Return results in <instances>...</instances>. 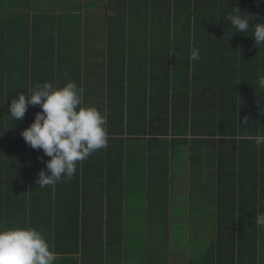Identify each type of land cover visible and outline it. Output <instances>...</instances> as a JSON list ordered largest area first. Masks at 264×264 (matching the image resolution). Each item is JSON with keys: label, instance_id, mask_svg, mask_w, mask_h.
<instances>
[{"label": "trees", "instance_id": "obj_1", "mask_svg": "<svg viewBox=\"0 0 264 264\" xmlns=\"http://www.w3.org/2000/svg\"><path fill=\"white\" fill-rule=\"evenodd\" d=\"M234 7L262 22L264 0L103 2L109 64L93 80L83 106L105 115L108 143L78 163L76 180L82 174V183L75 185H37L39 172L46 171L40 157L50 158L20 133L41 109L29 106L23 119L13 121L9 108L17 93L37 83L59 88L72 78L79 86L90 75L60 76L45 64L43 75L30 71L9 86L1 53L0 226L37 228L57 253L56 264H117L125 244L126 152L136 147L133 139L145 138L148 149L158 150L159 179L167 183L177 178L173 160L181 152L189 169L204 157V191L212 192L207 202L216 217L214 264H255L261 230L254 217L264 213V144L248 137L264 135V89L258 84L264 45H254L251 27L232 33L226 17ZM193 48L200 53L196 62L190 61ZM195 194L186 187L190 206Z\"/></svg>", "mask_w": 264, "mask_h": 264}, {"label": "crops", "instance_id": "obj_2", "mask_svg": "<svg viewBox=\"0 0 264 264\" xmlns=\"http://www.w3.org/2000/svg\"><path fill=\"white\" fill-rule=\"evenodd\" d=\"M38 0H28L26 5L21 11L15 9L13 14L10 13L9 9L6 8L5 15L3 19L1 18L0 27V54L6 62L5 75L6 79H11L8 84H17L19 79H14L12 76L15 75V70L22 69V76L26 75L27 72L36 71V75H43L41 69L47 66H52L59 75H83L89 74V79H81V88L85 92V98L83 96V101L89 103V94L87 90H91L93 86V80L104 74L105 66L109 64V54H108V38H107V27L105 24V10L103 8V2L106 0H82L80 1V8L83 7L82 11H87L89 13L88 21L85 19H79L76 16H72L73 11L76 13L79 10L76 8L66 7L65 9L58 10L57 7L52 4L51 9L46 10L41 3H36ZM8 4H10L8 2ZM17 4L13 1V7ZM36 5V6H35ZM91 7V8H90ZM9 13L12 15L11 19H8ZM26 15L27 24L25 27L18 21L22 19V16ZM5 19V20H4ZM94 22L96 25L93 27L96 30L91 29L90 23ZM90 27V30L87 29ZM22 28L24 29V34H22ZM50 60V61H49ZM17 62V63H16ZM55 63V64H54ZM19 66H18V65ZM54 64V65H53ZM20 65H23L20 67ZM68 82H75L71 79H67ZM58 83V80H57ZM65 83V84H66ZM54 86H59L55 84ZM88 95V96H87ZM85 104V103H84ZM86 106V104H85ZM135 144L136 147L127 148L126 152V162L127 167H125L124 177H123V217L126 219L127 216L132 215L134 210H129L127 208V195L125 191L129 187L143 188L146 193V200L144 199V220L151 221L156 219V207H152V212H147V205H154L155 201L152 198L156 197L157 186L161 182L159 179V159L158 150L156 147L154 149H148V142L145 138H136L132 140L130 145ZM129 145V144H128ZM203 152V151H202ZM38 153H42V150H38ZM185 158V157H184ZM162 160V159H161ZM182 161V163H186ZM205 159L200 156L197 158L196 168L192 169L186 168L187 166L178 167L176 169L177 181L180 182L176 184L177 186L183 188H192L195 190L196 194L193 199L194 204L190 206L189 199L186 200V232L178 240L181 244H186L188 250L185 253L186 258L183 264H206L205 255H203L198 261H190V246H195L196 241L204 239V230L198 227L197 233L191 238V222L190 219L203 220L205 215V204L204 201V188L206 186V174L207 170L205 167ZM162 163V162H161ZM201 164V166H200ZM82 165H77L80 168ZM195 168V169H194ZM83 169V168H82ZM78 169L76 170L75 176L71 180L61 181L62 183L72 182L68 185H75L78 182L82 183L80 180H76ZM174 173V170H173ZM172 177V172H171ZM166 185L170 186V177ZM201 189V190H200ZM125 194V195H124ZM250 204V203H249ZM142 210V209H140ZM246 214V213H245ZM215 217V213H214ZM250 217V216H247ZM216 218V217H215ZM126 223V222H125ZM146 225V222H145ZM129 230V229H128ZM126 224H124V246L117 257H119V262L117 264H135L137 262H142L143 258H137L132 250L135 247L131 239L138 236L137 233L127 232ZM149 230V226L146 227L145 235L149 239L150 235L146 232ZM185 230V228H184ZM261 230V229H260ZM126 236H129L128 242L130 248L127 245ZM148 239H146L148 241ZM153 239V238H152ZM193 239V240H192ZM143 242V241H142ZM257 254L255 264H264V230L259 231V236L257 240ZM156 246V240H155ZM178 246V252L176 256L181 252ZM156 251V248H153ZM145 253V251L143 250ZM107 253V252H106ZM172 253V250H171ZM108 256V254H107ZM107 259H110L108 256ZM145 261L142 264H146L147 257L144 258ZM153 264H156L155 258L152 257ZM105 261H108L105 259ZM175 263H177L175 261Z\"/></svg>", "mask_w": 264, "mask_h": 264}, {"label": "clouds", "instance_id": "obj_3", "mask_svg": "<svg viewBox=\"0 0 264 264\" xmlns=\"http://www.w3.org/2000/svg\"><path fill=\"white\" fill-rule=\"evenodd\" d=\"M238 4V0H235ZM239 7L227 14L226 20L234 29L232 33H246L253 29L254 45H264V17L260 23L250 15H242ZM231 33V34H232ZM200 59L199 49L193 48L190 61ZM258 84L264 89V69L258 72ZM83 89L76 82L56 87L51 82L37 83L30 92L17 93L10 103L13 121L25 117L29 106H39L34 122L20 134L34 150H42L50 159L41 161L46 165L38 176L41 188L57 182L71 180L77 165L94 152L105 148L108 132L106 117L96 106H83ZM257 145L264 144V135L248 137ZM258 229L264 230V213L254 217ZM57 253L44 234L32 226L0 228V264H56Z\"/></svg>", "mask_w": 264, "mask_h": 264}, {"label": "rangeland", "instance_id": "obj_4", "mask_svg": "<svg viewBox=\"0 0 264 264\" xmlns=\"http://www.w3.org/2000/svg\"><path fill=\"white\" fill-rule=\"evenodd\" d=\"M13 1L17 4L13 7ZM35 1V0H34ZM80 1L82 0H38L36 3H41L46 10L51 9L52 4H54L58 10L65 9L66 7L76 8L79 10L77 13L73 11L72 16H76L79 19H85L88 21L89 13L87 11H82L83 7L80 8ZM8 2L10 4H8ZM28 0H0V27H1V18L5 15L6 8L9 9L10 13L13 14L12 11L18 9L21 11L23 7L26 5ZM36 6V5H35ZM84 10V9H83ZM9 13L8 19L12 18V15ZM5 20V19H4ZM24 27L27 24L26 15L22 16V19L18 20ZM96 25L94 22L90 23V27L93 30H96L93 26ZM90 27H87L90 30ZM22 34H24V29L22 28ZM50 61V60H49ZM17 63V62H16ZM18 65V64H17ZM19 66V65H18ZM23 65H20V67ZM14 79H24V77L20 76L22 73V69L15 70ZM10 86V83H9ZM1 87V86H0ZM0 100L2 103L4 102V95L3 92L0 91ZM183 152L180 153L179 158L173 160V164L176 166L181 167L183 165L182 161L184 160ZM181 160V161H180ZM174 168V166H173ZM166 182H161L160 184ZM180 182L177 179L171 183L170 186L166 185V188H158L156 197L153 198L155 201L154 205H146L147 212L153 214L152 207H156V219L151 221L144 220V202L146 200V193L145 189L143 188H134L129 187L126 189L125 194L127 195L128 203L127 208L129 210H136L137 212H133L132 215L126 217V229L127 232L137 233L138 236H135L131 239V242L134 244V248L132 253L137 258H143L142 262H137L136 264H142L145 261V257H147L146 264H153L152 257L155 258L156 264H183L184 259L186 258L185 253L188 250L184 244H181L178 240L180 237L186 232V214H185V203H186V188L177 186ZM158 184L157 186H159ZM201 190V189H200ZM205 190V189H204ZM124 194V195H125ZM204 201H206L205 208L208 206L207 199L213 200L212 192L204 191ZM212 206H208L205 209V217L203 220L197 219H190L191 226V238H193L194 234L197 233L198 224L200 230H204V239H200L196 241L195 246H190V252L193 254L190 255L192 260L198 261L203 255H205V263L206 264H214V244H215V236H216V229H215V217ZM142 209V210H140ZM2 214V213H0ZM3 216V215H2ZM0 222H1V215H0ZM146 222V225H145ZM149 226V230L146 232L150 235L149 239L146 238L145 230L146 227ZM4 228V223L0 226ZM185 228V230H184ZM130 237L126 236L127 245L130 248V244L128 239ZM153 238V239H152ZM148 239V241L146 240ZM156 240V246H155ZM193 240V239H192ZM143 241V242H142ZM180 247V253L176 256V252H178V246ZM156 248V251H153V248ZM145 251V253L143 252ZM172 250V253H171ZM175 261L177 263H175ZM120 264V263H119ZM132 264H135L132 262Z\"/></svg>", "mask_w": 264, "mask_h": 264}]
</instances>
